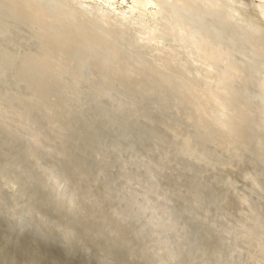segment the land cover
<instances>
[{"label": "clouds", "instance_id": "1", "mask_svg": "<svg viewBox=\"0 0 264 264\" xmlns=\"http://www.w3.org/2000/svg\"><path fill=\"white\" fill-rule=\"evenodd\" d=\"M0 264H264V0H0Z\"/></svg>", "mask_w": 264, "mask_h": 264}]
</instances>
